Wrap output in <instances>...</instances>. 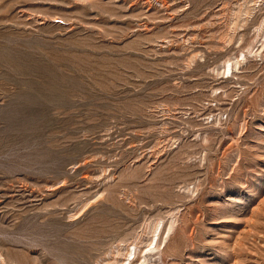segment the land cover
I'll return each mask as SVG.
<instances>
[{"label":"rangeland","instance_id":"1","mask_svg":"<svg viewBox=\"0 0 264 264\" xmlns=\"http://www.w3.org/2000/svg\"><path fill=\"white\" fill-rule=\"evenodd\" d=\"M133 247L264 264V0H0V264Z\"/></svg>","mask_w":264,"mask_h":264},{"label":"bare ground","instance_id":"2","mask_svg":"<svg viewBox=\"0 0 264 264\" xmlns=\"http://www.w3.org/2000/svg\"><path fill=\"white\" fill-rule=\"evenodd\" d=\"M239 61V60H238ZM238 61H236L235 63H237ZM232 66H233V64H232ZM234 67V66H233ZM226 68V67H225ZM226 72H227V75L226 76H229V73H232V69H231V65L229 64L228 66H227V69L225 70ZM158 242H159V239L157 240ZM158 242H156V245L152 248V249H149V250H155L156 249V247L158 248V246H157V243ZM130 246V245H129ZM136 247V246H135ZM135 247H133V249L135 248ZM135 250H137L136 248L134 249V251H132V250H129L128 252V254H132L133 256H131L132 258H131V260H129V263L128 264H137L136 263V261H135V255H136V252L137 251H135ZM157 250V249H156ZM153 251H151V252H153ZM150 252V251H149ZM128 258V257H127ZM130 259V258H129ZM150 259V258H149ZM127 260V259H126ZM139 260V259H138ZM139 262V261H138ZM123 264V263H122ZM139 264H141V262L139 263Z\"/></svg>","mask_w":264,"mask_h":264}]
</instances>
